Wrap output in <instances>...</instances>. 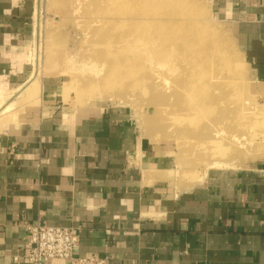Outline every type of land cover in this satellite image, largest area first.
I'll return each mask as SVG.
<instances>
[{
    "label": "crops",
    "instance_id": "obj_1",
    "mask_svg": "<svg viewBox=\"0 0 264 264\" xmlns=\"http://www.w3.org/2000/svg\"><path fill=\"white\" fill-rule=\"evenodd\" d=\"M213 4L264 84V0ZM33 9L0 0V94L32 79ZM64 84L42 77L38 105L0 130V264H28L37 221L74 228L75 254L108 264H264V156L178 190L169 155L133 116L107 101L72 104Z\"/></svg>",
    "mask_w": 264,
    "mask_h": 264
},
{
    "label": "rangeland",
    "instance_id": "obj_2",
    "mask_svg": "<svg viewBox=\"0 0 264 264\" xmlns=\"http://www.w3.org/2000/svg\"><path fill=\"white\" fill-rule=\"evenodd\" d=\"M127 1L33 0L34 37L28 47L32 79L18 91L0 94V130L38 105L42 77L56 76L65 82L64 92L71 94L72 104L107 101L133 116L140 135L150 139L157 152L169 155L165 166L178 190L192 188L195 180L204 179L212 168L238 169L264 156V84L253 78L243 50L228 22L215 11L213 0L181 1L184 7L196 3L198 21L220 32L213 33L210 51H219L224 62L214 61L207 67L212 74L203 79L205 92L200 89L204 107L210 106L211 111H191L184 103L176 106L185 99L171 96L173 90L164 89L171 83L152 76L153 72L163 73V68L149 64L139 68L137 57L122 50L121 41L145 35L142 30L134 33V26L121 20L124 15H119V10L129 6ZM131 4L139 11L146 8L145 2L132 0ZM175 7L165 5L167 11ZM159 17L181 18L178 13ZM165 27L168 33L175 29L172 22ZM223 37L231 43L230 51ZM199 49L202 56L210 53L204 46ZM127 70L134 71L133 76H123Z\"/></svg>",
    "mask_w": 264,
    "mask_h": 264
},
{
    "label": "bare ground",
    "instance_id": "obj_3",
    "mask_svg": "<svg viewBox=\"0 0 264 264\" xmlns=\"http://www.w3.org/2000/svg\"><path fill=\"white\" fill-rule=\"evenodd\" d=\"M181 1L182 0H133L134 3L139 4L145 2L147 10H143L145 8L144 7L139 11V9H136L135 6L132 7V0H128L127 3H129V6L119 10V15H124L120 18L122 21L127 20L124 22L128 23L129 26H134V33L145 31V35L140 36L137 34V37L134 35L135 37L132 40L128 41L126 39V41H121L123 42L121 43L122 50L127 51L134 57H137L140 62L138 63L139 68L142 66H148L147 64L155 65V69L160 67L163 68L160 69L163 71V73L161 72L156 75V73L153 72L152 76L154 78L158 76V79L161 78L160 80H162V78L166 79V81H168L167 83H171V86H168L164 89L170 91L173 90L171 91V96L173 95L177 99H185V102H178L176 106H182L184 103L186 104L184 106L188 105L189 109L191 106V111L196 109L199 110L201 108L204 110V108L206 109V107H204L206 105L205 98H203L204 96L202 95L204 93H201L200 91H204L206 89L205 85L202 86V84L206 83V81H203V79H207V77H210L212 74H210L207 67H212V62L214 61H219V63L222 61L224 62V60H220L222 57L219 55V51H210L213 33L220 32L218 29L214 28L215 26L208 27L204 23L198 21L196 7L194 6L196 3L191 5L187 3V7H184L185 4L181 3ZM122 2L123 1H121V3ZM166 3H168L170 6L176 5L175 9H169L167 11L165 9ZM162 6L164 7V9L161 8L163 12L158 9ZM162 13H171L173 16H176L178 13L181 18L174 17L173 21L172 18L169 17L165 18L164 20L159 17V15ZM125 15L126 17L128 16V18H126ZM122 17H125L126 19ZM111 21L112 20H110V22ZM171 22L175 29L170 30L168 33V30L165 26H169ZM147 25H149L148 30L145 29ZM223 38L226 40L225 47H227L229 50L231 43L225 37ZM202 46L209 49L210 53L208 55L206 53L207 56L201 55L199 47L201 48ZM124 73V75H121L128 78L133 76L134 71L127 70ZM208 81H210V79ZM207 88H212V85H207ZM199 93H201L202 96ZM218 103L220 104L221 101ZM206 110L211 111L210 106H208V109Z\"/></svg>",
    "mask_w": 264,
    "mask_h": 264
},
{
    "label": "built area",
    "instance_id": "obj_4",
    "mask_svg": "<svg viewBox=\"0 0 264 264\" xmlns=\"http://www.w3.org/2000/svg\"><path fill=\"white\" fill-rule=\"evenodd\" d=\"M29 231L28 248L23 261L28 264H47L55 259L66 260L69 264H108L109 257L75 254L79 246V235L72 227L45 225L40 221L27 224Z\"/></svg>",
    "mask_w": 264,
    "mask_h": 264
}]
</instances>
